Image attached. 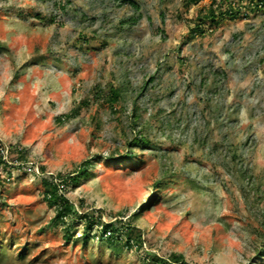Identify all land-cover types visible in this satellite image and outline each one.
<instances>
[{
	"label": "rangeland",
	"instance_id": "374dc122",
	"mask_svg": "<svg viewBox=\"0 0 264 264\" xmlns=\"http://www.w3.org/2000/svg\"><path fill=\"white\" fill-rule=\"evenodd\" d=\"M135 1L0 0V264H264V11Z\"/></svg>",
	"mask_w": 264,
	"mask_h": 264
},
{
	"label": "trees",
	"instance_id": "16d2710c",
	"mask_svg": "<svg viewBox=\"0 0 264 264\" xmlns=\"http://www.w3.org/2000/svg\"><path fill=\"white\" fill-rule=\"evenodd\" d=\"M122 2H129L135 9H139L138 3L135 0H120ZM261 10L264 11V0H212L210 4L207 6L205 11L201 12L198 15V21L192 27V32L195 33H202L204 30V24L209 22L210 24H216L219 22L223 17L229 16L234 17L239 15L240 13L248 14V11L251 10ZM245 11V12H244ZM120 97V87L111 86L109 87V101L111 104L119 101ZM143 142L147 144L149 140L147 138L139 137L136 143ZM89 170L87 167L80 169L76 174L70 178L71 180H77L80 176L87 175ZM45 184L47 185L46 189V196L50 204L57 205V212L55 215V220L65 219L66 216L71 215L75 212L74 205L70 202V200L64 194H61L57 190V184L53 180H45ZM150 203V199H147V203L144 206H148ZM85 216V220L87 223L85 226L88 228L92 224V218L90 216L87 217V214H83ZM64 222V220H63ZM102 229L105 231L106 238L113 241V235H115V231L117 228H113L112 222H105L102 223ZM66 238L71 236V232L69 228L66 229ZM151 262L147 264H169V260L162 256H153ZM181 256H177L175 259L176 264H186Z\"/></svg>",
	"mask_w": 264,
	"mask_h": 264
},
{
	"label": "built area",
	"instance_id": "2783aa9c",
	"mask_svg": "<svg viewBox=\"0 0 264 264\" xmlns=\"http://www.w3.org/2000/svg\"><path fill=\"white\" fill-rule=\"evenodd\" d=\"M8 153V146L5 144L0 143V157L2 156L1 159H4L7 157Z\"/></svg>",
	"mask_w": 264,
	"mask_h": 264
}]
</instances>
